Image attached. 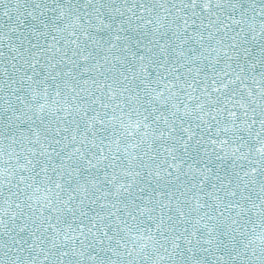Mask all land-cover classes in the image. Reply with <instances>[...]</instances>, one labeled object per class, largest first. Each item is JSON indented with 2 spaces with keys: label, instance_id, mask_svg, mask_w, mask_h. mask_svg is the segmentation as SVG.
Instances as JSON below:
<instances>
[{
  "label": "snow or ice",
  "instance_id": "obj_1",
  "mask_svg": "<svg viewBox=\"0 0 264 264\" xmlns=\"http://www.w3.org/2000/svg\"><path fill=\"white\" fill-rule=\"evenodd\" d=\"M0 264H264V0H0Z\"/></svg>",
  "mask_w": 264,
  "mask_h": 264
}]
</instances>
